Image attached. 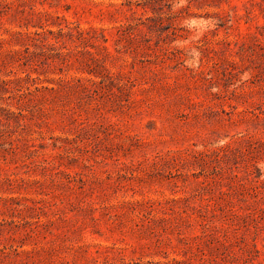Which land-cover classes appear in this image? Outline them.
Here are the masks:
<instances>
[{"label":"rangeland","instance_id":"374dc122","mask_svg":"<svg viewBox=\"0 0 264 264\" xmlns=\"http://www.w3.org/2000/svg\"><path fill=\"white\" fill-rule=\"evenodd\" d=\"M0 264H264V0H0Z\"/></svg>","mask_w":264,"mask_h":264}]
</instances>
